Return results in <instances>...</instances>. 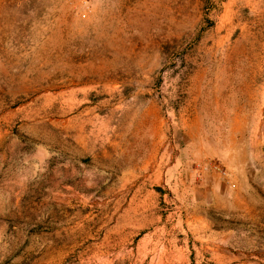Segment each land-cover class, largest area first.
<instances>
[{
    "label": "rangeland",
    "instance_id": "374dc122",
    "mask_svg": "<svg viewBox=\"0 0 264 264\" xmlns=\"http://www.w3.org/2000/svg\"><path fill=\"white\" fill-rule=\"evenodd\" d=\"M0 264H264V0H0Z\"/></svg>",
    "mask_w": 264,
    "mask_h": 264
},
{
    "label": "built area",
    "instance_id": "2783aa9c",
    "mask_svg": "<svg viewBox=\"0 0 264 264\" xmlns=\"http://www.w3.org/2000/svg\"><path fill=\"white\" fill-rule=\"evenodd\" d=\"M214 169H216L217 171H219L222 175L227 176V172L224 169H222L220 166L215 165L214 166ZM232 186H234V185H232Z\"/></svg>",
    "mask_w": 264,
    "mask_h": 264
}]
</instances>
